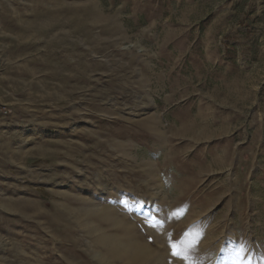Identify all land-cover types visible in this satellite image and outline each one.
<instances>
[{
  "label": "rangeland",
  "instance_id": "1",
  "mask_svg": "<svg viewBox=\"0 0 264 264\" xmlns=\"http://www.w3.org/2000/svg\"><path fill=\"white\" fill-rule=\"evenodd\" d=\"M182 239L264 264V0H0V264Z\"/></svg>",
  "mask_w": 264,
  "mask_h": 264
},
{
  "label": "snow or ice",
  "instance_id": "2",
  "mask_svg": "<svg viewBox=\"0 0 264 264\" xmlns=\"http://www.w3.org/2000/svg\"><path fill=\"white\" fill-rule=\"evenodd\" d=\"M156 211L159 212L162 210L157 209ZM179 215H180L179 212L165 213L164 218L160 219L155 214H148L147 216H145L144 222L148 225V227L156 229L158 227L163 226L166 220L178 218ZM183 235L185 237H188L192 234L191 232H186ZM202 235H203L202 233H197L198 237H201ZM198 243H199L198 239L192 242H189L186 239H182L180 243L169 242L168 246L171 250L172 257L186 261L188 262V264H193V262L190 261L189 259V250L197 247ZM246 259H247L246 249L243 246H241L234 252V256L231 264H246ZM247 264H250V261H248Z\"/></svg>",
  "mask_w": 264,
  "mask_h": 264
},
{
  "label": "bare ground",
  "instance_id": "3",
  "mask_svg": "<svg viewBox=\"0 0 264 264\" xmlns=\"http://www.w3.org/2000/svg\"><path fill=\"white\" fill-rule=\"evenodd\" d=\"M133 248H135L136 250H143L145 253H148V250H146V247H144L145 245H132ZM130 251V247L129 246H123V249L121 252H123L124 254H126V252Z\"/></svg>",
  "mask_w": 264,
  "mask_h": 264
},
{
  "label": "built area",
  "instance_id": "4",
  "mask_svg": "<svg viewBox=\"0 0 264 264\" xmlns=\"http://www.w3.org/2000/svg\"><path fill=\"white\" fill-rule=\"evenodd\" d=\"M3 109H4V112H5V113H7V112H8L7 108H5V107H4Z\"/></svg>",
  "mask_w": 264,
  "mask_h": 264
}]
</instances>
